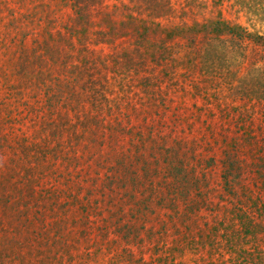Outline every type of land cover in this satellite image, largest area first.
<instances>
[{
	"label": "trees",
	"instance_id": "trees-1",
	"mask_svg": "<svg viewBox=\"0 0 264 264\" xmlns=\"http://www.w3.org/2000/svg\"><path fill=\"white\" fill-rule=\"evenodd\" d=\"M210 7L0 0V264H264V35Z\"/></svg>",
	"mask_w": 264,
	"mask_h": 264
},
{
	"label": "rangeland",
	"instance_id": "rangeland-1",
	"mask_svg": "<svg viewBox=\"0 0 264 264\" xmlns=\"http://www.w3.org/2000/svg\"><path fill=\"white\" fill-rule=\"evenodd\" d=\"M210 4V8L209 11L213 12V14L218 15L221 14V17L229 22H232L234 24H237L239 26H242L243 28H246L248 32L250 33H258L260 35H264V22H256V21H249L248 17L244 14V13H238L237 12V8H231L229 6V4L227 2L223 3L222 6H218V7H214L213 6V0H207ZM218 12V13H217ZM250 52V50H249ZM243 52H239L236 57L231 61V66L232 67H236L238 69L239 72H241V69H245V65H243V60L240 58V55ZM247 65H249V63H247ZM257 67L255 68H249L250 71H247V69L244 71V74H246L247 78H262L264 80V77L261 76V73H259L256 70ZM244 76V75H243ZM264 118V117H263ZM263 120V123L260 124V126L258 127V133L260 134V137L263 138L264 137V119H260V121ZM263 129V131L261 130ZM29 167V166H28ZM37 173V172H36ZM34 179L38 178V180H40V177L38 176V174L36 176H33ZM47 182V181H46ZM38 182H34L32 185L33 186H37ZM41 186L42 188L40 189L41 191H44V193L42 194V199L47 200L48 195L46 194V190L49 188L45 181L42 180L41 182ZM40 186V187H41ZM39 189V188H37ZM40 194V191H39ZM51 195V194H49ZM41 196V195H40ZM0 247L2 248H7V245H0Z\"/></svg>",
	"mask_w": 264,
	"mask_h": 264
}]
</instances>
